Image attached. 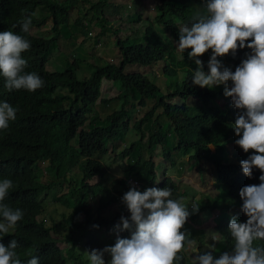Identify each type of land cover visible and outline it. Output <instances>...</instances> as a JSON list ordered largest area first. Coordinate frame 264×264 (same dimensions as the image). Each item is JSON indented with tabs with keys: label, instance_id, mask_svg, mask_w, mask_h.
<instances>
[{
	"label": "trees",
	"instance_id": "obj_1",
	"mask_svg": "<svg viewBox=\"0 0 264 264\" xmlns=\"http://www.w3.org/2000/svg\"><path fill=\"white\" fill-rule=\"evenodd\" d=\"M104 2L99 0L92 9L86 10L82 17L76 19V24L81 26L80 33L88 34L89 32V29H86L88 23H82L88 16L86 13L102 8ZM76 3L77 0H0V32L11 30L30 41V48L22 53V57L27 61L25 71L37 73L44 81L43 86L34 92L23 89L10 91L5 87V78L0 76V102H7L17 109L16 119L9 122L7 129L0 130V179L13 180L15 204L26 211L25 228L21 229L16 237H0V243L7 247L12 239L17 240V258L20 259L21 264H28L33 254L43 264H68L65 255L56 247L60 226L56 220H51L53 215L49 213L44 200L45 196L54 200V194L49 193L52 187H57L58 183L55 180L46 183L36 181L43 176L37 166L42 162H47L46 168L52 175L50 177L59 180H62L72 168L80 165L83 173L82 188L70 191V196L67 198H59L65 207L74 210L72 217L66 219L68 228L83 238L81 230L92 232L93 228H101L100 223L103 222L106 223L104 236L130 237L128 231L119 233L114 231L115 226L120 222V215L113 221L107 222L98 215L93 221L92 209L86 198L97 196L102 189L99 184L90 186L87 182L99 175L103 168L101 162L94 157L105 156L108 153L109 144L114 145L117 139L130 132L127 128L131 126L133 116L127 109V104H130L132 97L144 108L148 100L155 101V104L135 123L134 129L142 137L134 141L132 146L122 153L123 158L129 159L135 154L142 139L148 142L150 159L142 154L138 162L133 163L131 170L130 168L127 170L130 175L153 187L158 179L155 171L157 160H168L172 168H176L177 159L172 152L190 154V159L194 161L191 167L198 168L202 173L205 162L215 166L217 170L215 180L226 188L223 196H228L232 204L241 209L243 201L239 195L240 189L247 185L261 183L259 177L262 173L259 169L254 168L253 176L249 178L243 174L241 166L227 164L225 145L230 136V130L227 129V120L224 115L237 109L232 102L223 107L209 106L210 101L223 94L224 90L193 85L192 71L196 70L197 65L188 57V52L191 50H185L184 53L177 50L179 29L191 23L194 9L182 0H160L157 6L158 15L147 22L145 40L135 39L127 45L126 42L131 40H122L117 34V46L121 49L122 62L95 65L91 76L86 80H80L76 75L79 60L70 64L64 71H51L48 67L52 49L57 45L61 34L71 35L68 24ZM37 9L42 11L38 12ZM26 16L31 17V27H41L51 20L53 34L47 38H38L30 30L24 33L21 30V22ZM94 19L97 20L95 15L89 22ZM167 33L170 34L173 43L167 38ZM249 42L251 41H246V44ZM247 54H251V50L247 47L238 48L235 56L229 53L222 64L234 72L236 67L247 58ZM179 55L186 63V68L182 70L177 68ZM160 62L165 64L163 68L165 91L156 83L154 77L142 73H126L129 65L151 68ZM203 66L204 71L207 72L208 64ZM181 73L185 74L184 78H181ZM103 81L111 83L109 85L112 87L116 83L122 84L124 91L120 90L121 93L114 99H102L101 83ZM109 85L105 87L106 91H115L114 87L108 89ZM61 89L67 90V93L62 91L57 93ZM190 99L198 103L190 105L188 103ZM124 100H126L123 104L124 109L115 111L101 123L95 111L96 105L108 106L112 101ZM159 108L163 110L156 115V110ZM161 117L167 120L166 126L161 120L159 121ZM123 118L127 121L126 127L121 123ZM146 127L148 131L145 132ZM74 140L78 142L79 152L70 160H62L61 155L53 151L54 146L70 145ZM212 146L215 147V152L212 151ZM252 154L251 151L245 153L239 163ZM121 184L126 187L125 181L119 180V187ZM165 187L172 189L171 198L173 199L184 196L178 184L169 175H165L161 185L153 188ZM127 191L128 189L121 192L114 189L113 192L124 195ZM103 194L107 196V193ZM224 203V198H217L211 207L207 206L204 209H223ZM227 206L231 205L227 204ZM81 216L85 219L81 220ZM233 217L241 223L247 221L242 218V214ZM231 218L229 216L218 220L217 233L220 236V244L214 252H211L214 258H219L223 253L233 250L234 242L229 232ZM188 220L183 229L188 226ZM192 221L195 222V220ZM104 243H106L105 240L99 241L89 237L84 250L68 252L67 256L75 264H88L84 252L87 249L88 251L103 249ZM177 255L182 259H178L174 264H188L184 254L180 252ZM108 259L110 258L105 256V260Z\"/></svg>",
	"mask_w": 264,
	"mask_h": 264
},
{
	"label": "clouds",
	"instance_id": "obj_2",
	"mask_svg": "<svg viewBox=\"0 0 264 264\" xmlns=\"http://www.w3.org/2000/svg\"><path fill=\"white\" fill-rule=\"evenodd\" d=\"M31 23V17L26 16L21 22V30L27 33ZM246 41L251 42L246 44ZM176 47L181 53L191 50L188 52V57L197 65L196 70L192 71L193 85L208 89L224 86V93L219 96L224 97L226 101L220 107L232 102L237 109L224 115L227 129L230 130L225 146L236 144L244 151L238 162L245 153L250 151L253 153L236 164L237 167L241 166L244 175L252 178L254 168L262 173L259 177L261 181L259 185H247L240 189L242 209L233 205L228 196L225 198L230 207L224 203L223 209H204L211 205L202 208L201 214L206 210L213 214L215 210L226 213L229 208L235 206L239 211L233 215L242 214V218L247 221L241 223L236 217L231 216L229 232L234 242L231 252H225L219 258H214L211 252H214L219 245L215 248L212 245V250H206L210 252L202 251L194 255L191 264H264V0H206L193 14L191 23L179 29ZM245 47L251 50V54H247V58L236 67L234 72L218 59L229 53L235 56L238 48ZM29 48L30 41L23 36L11 30L0 32V76L5 78V87L10 91L23 89L34 92L44 84L37 73L25 71L27 61L22 57V53ZM208 50L212 51V55L208 62V71L205 72L203 62L198 57L203 56ZM16 114V108L7 102H0V130L7 129L9 122L16 119ZM72 156L69 159H64L62 156L61 158L68 161ZM96 157L98 156L94 158L99 159ZM40 165L45 166L42 169ZM37 166L43 174L44 171L48 172L47 162L38 163ZM76 171L79 173L75 174ZM215 172L217 173L216 168ZM71 174L74 184L70 191L81 189L83 173L80 165L67 172L62 180L54 179L58 183L57 187H60ZM41 178H37L36 181L40 182ZM90 181H87L89 185ZM128 183L130 188L123 195L121 202L127 207L130 217L120 216V222L115 226L114 231L117 233L128 231L130 237L121 238L117 235L116 238L104 239L111 246L91 251L87 249L84 255L88 259V264H174L178 259H182L177 254L186 246L189 248L197 246V240L190 238L182 229L189 216L199 211L198 205L191 204L190 212L189 205L183 202V198H171L172 189L153 188L162 183L154 184L143 192L139 191L142 188L140 180L130 177ZM13 186L12 179H0V237H16L26 226V211L15 204ZM86 200L91 203V198ZM56 203L64 206L60 200ZM58 215L62 220L57 221L60 234L56 238V247L65 255L68 264H75L67 256L68 252L84 250L87 238L79 237L67 227L66 219L70 217L65 213ZM220 218L227 217L220 216L218 220ZM95 219L93 217V221ZM104 221L109 220L104 219ZM100 224L101 228H96L99 233L104 232L106 226V223ZM81 231L83 234L86 232ZM103 236L102 234L94 238H101L99 241H102ZM63 243L68 244L70 248H66ZM17 248L18 242L15 239H12L7 247L0 243V264H21L20 259L17 258ZM181 254L183 255L182 252ZM105 256L110 259L106 261ZM28 264H43V262H39L38 257L33 254Z\"/></svg>",
	"mask_w": 264,
	"mask_h": 264
},
{
	"label": "rangeland",
	"instance_id": "obj_3",
	"mask_svg": "<svg viewBox=\"0 0 264 264\" xmlns=\"http://www.w3.org/2000/svg\"><path fill=\"white\" fill-rule=\"evenodd\" d=\"M64 1V0H57ZM104 6L100 9L93 10L91 13H86L87 18L82 22L83 24L88 23L86 29H89L87 33L82 32L81 26L76 24V19L82 17L86 10H90L95 6L99 0H77L73 11L71 12V18L68 24L69 33L71 35H62L55 46L52 49L51 61L48 67L51 71H64L70 64L78 61V69L76 70V75L80 80L88 79L93 70L94 66L105 65L109 62L120 64L123 60L121 54V49L117 46L118 35L122 40H131L126 42L127 45L136 40H145L147 33V22L152 21L158 15L157 6L160 4V0H104ZM185 1L195 12L199 7L203 5L206 0H182ZM38 12L42 9H37ZM100 10V11H99ZM97 17V20H92L93 16ZM140 16V17H139ZM104 19L106 21H104ZM180 25V23H179ZM182 26V25H181ZM52 22H48L41 26L30 27V31L33 35L38 36V38H47L51 36ZM120 31L119 33H117ZM87 32V31H85ZM167 38L172 41L170 34H166ZM173 43V41H172ZM212 55V51L208 50L203 56L198 57L202 60L203 65L208 64L209 59ZM227 56L218 57L222 62ZM164 63L160 62L153 67H143L142 65H129L126 68L127 74L142 73L149 77H154L156 83L165 91V77L163 76ZM177 68L182 70L186 68V63L181 55L178 56ZM181 78L185 77V74H180ZM152 80V78H151ZM153 81V80H152ZM231 83V82H230ZM229 83V84H230ZM101 86V98L102 99H113L116 98L121 91H124L123 85L116 83L113 84L115 91H106L105 86L107 81H103ZM112 85L108 86V89L113 88ZM213 89L224 90V86L214 87ZM121 90V91H120ZM67 93V90H58L59 92ZM56 93V94H57ZM141 96V95H140ZM124 101H112L108 106L97 104L95 111L101 119V123L104 122L107 116H111L115 111H122L124 109ZM177 101V100H175ZM226 99L219 96L216 99L210 101L209 106L219 105L222 106ZM190 105L198 103L193 99L188 102ZM155 101L148 100L146 108L142 107L139 102H136L134 97L130 98V104H127V109L130 110L133 119H131L130 125L127 130L130 131L128 134L122 135L121 138L117 139L113 144H109L107 149L108 153L105 156L96 157L102 165L103 169L100 176L97 175L90 181L91 186L101 185L102 189L97 196L91 198V209L94 218L100 215L103 219L113 221L117 215L121 217H130V213L127 207L121 202L123 195L113 192L114 189L121 192L125 189L130 188L128 183L130 177L137 179L134 175H130L127 170L133 167V163H137L140 156L143 154L146 158L150 159V149L148 147V142L139 143L135 154L131 158H123V151L132 146L134 141L139 140L142 135L137 133L134 129L135 123L141 117L145 116L148 111L154 106ZM163 109L159 108L156 110V115L161 113ZM163 123L164 126L167 125V120L161 117L159 121ZM126 127L127 121L125 118L121 121ZM145 132L148 131V127L145 128ZM147 140V139H146ZM54 152L59 153L64 159H69L72 155L79 152V145L77 140H74L70 146L64 147H54ZM212 151L215 152L216 149L212 146ZM225 151L228 157V162L230 164H237L238 158L243 155L244 151L239 149V146L227 145L225 146ZM177 159L176 168H172L171 162L165 159L157 160L155 171L158 175V179L155 185L163 182L165 175L171 176L175 182L180 187L183 193V202L189 205V211L191 212V204H196L199 206V211L195 214L189 216V227H185L182 231L189 234L190 238L197 240V246L195 248H189L186 246L181 252L187 259L188 264H191V259L194 255L202 253L208 249L212 250L219 245L218 241L220 236L217 233L218 228V217H228L234 216L233 214L238 213V209L235 206L229 208L226 213H221L220 210H215L213 214L209 210L204 211L201 214V210L204 206L211 205L213 201L217 198H224L226 204L228 200L223 196V192L226 189L225 186L215 182L216 172L213 164L205 162L203 173L200 172L198 168H192L194 161L190 159V154H183L181 152H172ZM45 165H40L43 169ZM79 173L76 171L75 174ZM126 179V180H125ZM54 181L47 171H44L43 177L39 180L40 182L46 183L49 181ZM125 181L126 187L122 184L118 185V181ZM142 188L139 191L143 192L150 187L141 181ZM74 184L72 179V174L66 178V180L61 184L60 187H52V191L49 194H54V200L49 199V196H45L46 207L52 216L51 220L61 221L59 218L60 213H65L67 217H72L73 209H67L59 203L60 197H68V193L71 190V186ZM119 188V189H118ZM103 193H107V196ZM220 196V197H219ZM116 199V200H115ZM101 201V202H99ZM101 206V207H99ZM104 206V207H102ZM83 217L81 218V220ZM192 220H195L192 221ZM198 221V222H196ZM88 231V230H87ZM85 232L82 234L83 238L89 237H99L103 234V231L99 233L98 229L93 228L92 232ZM101 240V238H97ZM108 239L107 236H103V240ZM66 248L70 246L63 243ZM111 246L104 243V247Z\"/></svg>",
	"mask_w": 264,
	"mask_h": 264
}]
</instances>
